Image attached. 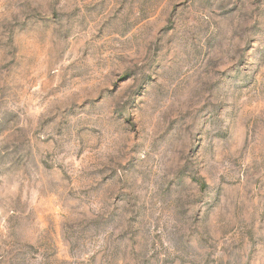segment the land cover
Here are the masks:
<instances>
[{
  "label": "rangeland",
  "instance_id": "obj_1",
  "mask_svg": "<svg viewBox=\"0 0 264 264\" xmlns=\"http://www.w3.org/2000/svg\"><path fill=\"white\" fill-rule=\"evenodd\" d=\"M0 264H264V0H0Z\"/></svg>",
  "mask_w": 264,
  "mask_h": 264
}]
</instances>
